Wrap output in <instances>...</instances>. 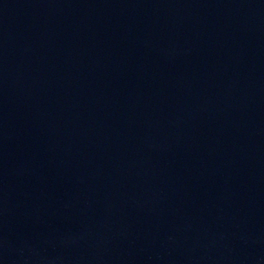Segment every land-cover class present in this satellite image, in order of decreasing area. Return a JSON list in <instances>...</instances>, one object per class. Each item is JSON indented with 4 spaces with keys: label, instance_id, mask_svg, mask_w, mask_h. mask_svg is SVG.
Instances as JSON below:
<instances>
[{
    "label": "water",
    "instance_id": "1",
    "mask_svg": "<svg viewBox=\"0 0 264 264\" xmlns=\"http://www.w3.org/2000/svg\"><path fill=\"white\" fill-rule=\"evenodd\" d=\"M0 264H264V0H0Z\"/></svg>",
    "mask_w": 264,
    "mask_h": 264
}]
</instances>
